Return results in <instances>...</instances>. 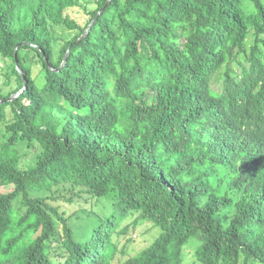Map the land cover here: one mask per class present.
<instances>
[{
  "label": "trees",
  "instance_id": "1",
  "mask_svg": "<svg viewBox=\"0 0 264 264\" xmlns=\"http://www.w3.org/2000/svg\"><path fill=\"white\" fill-rule=\"evenodd\" d=\"M107 1L81 28L77 0H0V264H112L141 223L159 235L123 264H183L190 240L198 264H264V0ZM49 25L79 31L57 62Z\"/></svg>",
  "mask_w": 264,
  "mask_h": 264
},
{
  "label": "rangeland",
  "instance_id": "2",
  "mask_svg": "<svg viewBox=\"0 0 264 264\" xmlns=\"http://www.w3.org/2000/svg\"><path fill=\"white\" fill-rule=\"evenodd\" d=\"M78 5L74 8L67 9L65 15L73 20L79 27L84 28L90 21L91 12L97 9V0H77ZM245 9L249 10L252 7L251 0H243ZM50 33L52 36V47L54 62H57L60 57V51L63 45L70 41L79 31H70L64 26L49 25ZM234 68H237L234 66ZM11 72V62L7 59L0 57V94L7 95L11 93L15 88L14 78H11L10 84L7 85V75ZM13 114L10 109H6L5 115L0 122V143L6 141V133L4 125L12 120ZM40 148L35 144L31 148H27L25 142H22L17 147V153L20 157V165L23 169H29L34 166L36 156L39 154ZM47 192H31V195L47 196ZM53 207H59V211H63L66 216H74L76 214L81 215V208H87L90 211H103L107 207V201L102 200L99 204L91 200L88 204L83 201H76L73 204H66L63 201L50 202L47 201ZM15 208L20 206V198L14 202ZM104 207V208H103ZM102 208V209H101ZM65 212V213H64ZM72 223L78 224V221L73 217ZM130 221V220H128ZM128 221L123 223V227L128 224ZM22 228H13V236H17ZM159 235V230L154 228L151 224L141 223L136 228H129L128 232L124 235L118 236L116 242L118 243L117 254L112 264H123L127 259L137 255L141 250L149 246L154 239ZM33 236L29 233H25L23 236L24 242L29 241ZM196 241L190 240L183 251V264H198L195 259ZM62 248L58 246L56 242L47 245L46 253L54 260L58 262L56 254L61 253Z\"/></svg>",
  "mask_w": 264,
  "mask_h": 264
},
{
  "label": "water",
  "instance_id": "3",
  "mask_svg": "<svg viewBox=\"0 0 264 264\" xmlns=\"http://www.w3.org/2000/svg\"><path fill=\"white\" fill-rule=\"evenodd\" d=\"M110 2H111V0H108V1H107L106 5L104 6V8H103L102 10H100L99 14H101V13L104 11V9L107 7V5H108ZM92 24H93V23H92ZM92 24L88 27V29L92 26ZM83 37H84V35H83L79 40H81ZM16 49H17V48H15L14 55H16ZM66 61H67V58L64 59L62 65H64V64L66 63ZM17 95H18V94H17ZM17 95H15V97H16Z\"/></svg>",
  "mask_w": 264,
  "mask_h": 264
}]
</instances>
